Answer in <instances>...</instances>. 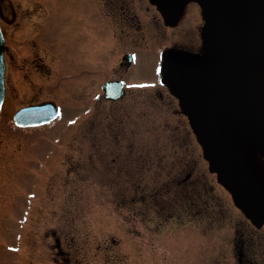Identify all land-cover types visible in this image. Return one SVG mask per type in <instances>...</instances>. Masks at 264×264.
<instances>
[{
    "label": "rangeland",
    "instance_id": "1",
    "mask_svg": "<svg viewBox=\"0 0 264 264\" xmlns=\"http://www.w3.org/2000/svg\"><path fill=\"white\" fill-rule=\"evenodd\" d=\"M22 1L0 0L11 42ZM137 51L131 77L151 89L101 102L91 98L95 86L84 94L56 78L49 95L63 110L43 128L14 125L32 98L9 80L0 113V264H237L239 210L178 101L157 85L156 54ZM188 173L192 181L180 185Z\"/></svg>",
    "mask_w": 264,
    "mask_h": 264
},
{
    "label": "flooded vegetation",
    "instance_id": "2",
    "mask_svg": "<svg viewBox=\"0 0 264 264\" xmlns=\"http://www.w3.org/2000/svg\"><path fill=\"white\" fill-rule=\"evenodd\" d=\"M4 22L9 24L1 6L6 95L9 80H14L19 96L32 98L19 109L53 103L63 110L49 95L54 92L56 78L63 86L83 87L84 94L89 84L95 86L97 91L91 98L101 102H121L136 89H151L150 80L137 82L131 77L137 50L154 51L157 60L153 71L161 74L157 85L178 101L163 82L164 71L212 60L203 49L204 14L192 0L183 2L170 21L151 0H23L16 42H11ZM11 61L16 62L15 67ZM107 84L112 86L110 91ZM239 151L249 176L264 195V152L247 142L239 143ZM191 181L188 173L180 185ZM235 208L240 225L235 228L231 249L237 264H264V221L257 225L243 209Z\"/></svg>",
    "mask_w": 264,
    "mask_h": 264
},
{
    "label": "water",
    "instance_id": "3",
    "mask_svg": "<svg viewBox=\"0 0 264 264\" xmlns=\"http://www.w3.org/2000/svg\"><path fill=\"white\" fill-rule=\"evenodd\" d=\"M170 21L187 0H151ZM205 18L203 49L212 60L178 71L163 82L179 100L211 171L235 204L257 225L264 195L239 151L247 142L264 152V0H192ZM107 89L111 84L105 86ZM5 98L4 38L0 28V110ZM58 116L53 104L24 108L17 126L37 127Z\"/></svg>",
    "mask_w": 264,
    "mask_h": 264
}]
</instances>
